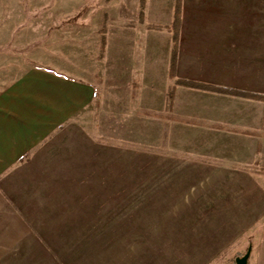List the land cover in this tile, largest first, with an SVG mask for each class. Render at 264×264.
<instances>
[{
  "label": "rangeland",
  "instance_id": "374dc122",
  "mask_svg": "<svg viewBox=\"0 0 264 264\" xmlns=\"http://www.w3.org/2000/svg\"><path fill=\"white\" fill-rule=\"evenodd\" d=\"M251 1L184 0L177 79L227 84V21H239L227 13L238 16ZM174 6L175 0H146L141 21V0H0V94L44 69L93 82L101 98L88 115L87 145L89 156L104 158L71 163L73 188L82 195L73 196L71 220L47 228L50 252L38 264H237L246 252H238L240 240H254L261 229L248 225L264 197L239 188L259 169L227 158V133L139 111L135 99L145 92L152 102L146 108L171 114L172 34L149 26L171 25ZM117 73L131 85L120 82V108L112 98ZM177 90L172 115L227 122L226 96ZM121 118L126 123L119 125ZM227 206L234 214L246 208V225L239 219L228 225Z\"/></svg>",
  "mask_w": 264,
  "mask_h": 264
},
{
  "label": "crops",
  "instance_id": "0c3cea01",
  "mask_svg": "<svg viewBox=\"0 0 264 264\" xmlns=\"http://www.w3.org/2000/svg\"><path fill=\"white\" fill-rule=\"evenodd\" d=\"M247 4L241 6L238 16L227 13V19L238 18L239 21H227V84L220 86L264 95V0ZM116 76L112 98L120 108V89L131 85L124 83L122 74ZM138 84L142 90L141 77ZM96 92L93 82L32 69L0 94V264H38L39 259L48 258L53 231L48 233L47 228L61 227L64 225L60 224L61 220H71L73 196L82 195L79 186L73 188L71 163L77 164L81 158H104L89 156L87 145L88 115L97 108L96 100L101 99L96 97ZM178 93L177 90L175 111L178 110ZM226 97L227 122L204 125L175 116L197 122L190 125L227 133V158H240L241 166L259 169L252 173L251 181L239 183L241 193L264 197V102L230 94ZM135 100L143 105L139 111L144 115L165 113L145 107L146 103H152L151 94L139 92ZM164 102L166 108L167 100ZM98 109L102 110L100 102ZM121 119L117 124L123 123ZM172 154L180 153L175 150ZM240 173L244 177L248 175ZM76 180L79 183L78 177ZM262 205L257 204L259 217L248 225L261 228L255 233V239L240 240L243 247H239L238 252H246L239 258L248 254L247 264H264ZM57 214L64 219H56ZM247 218L246 208L234 214L233 208L227 206L228 225L239 219L244 226ZM245 232L241 233L246 235ZM227 245V249H231L233 243L229 241Z\"/></svg>",
  "mask_w": 264,
  "mask_h": 264
},
{
  "label": "trees",
  "instance_id": "16d2710c",
  "mask_svg": "<svg viewBox=\"0 0 264 264\" xmlns=\"http://www.w3.org/2000/svg\"><path fill=\"white\" fill-rule=\"evenodd\" d=\"M146 0H141V12H140V20H144V9H145ZM184 0H175L174 6V19L171 25H152L149 26V29L160 31V32H168L172 34V51H171V61H170V68H169V78L170 80H176L175 85L170 89L168 93V110L171 114L167 115L164 113H148L147 116L159 118V119H166L172 121H179L182 123L187 124H196V121L187 120V119H180L175 115H172L175 106V99H176V92L178 87L188 88V89H195L201 90L208 93H216L219 95L227 96L236 95L245 97L248 99L258 100L264 102V95L259 94H251L247 92H241L236 90L227 89L225 86L214 85L212 83L207 82H200L191 79H177L178 75V67H179V54H180V43H181V34L184 26ZM103 38H102V50H105L106 47V29L102 30ZM136 87V86H135ZM98 92H96V97L98 98ZM136 96V93L134 94ZM216 129H222L219 126H214Z\"/></svg>",
  "mask_w": 264,
  "mask_h": 264
},
{
  "label": "water",
  "instance_id": "95a60500",
  "mask_svg": "<svg viewBox=\"0 0 264 264\" xmlns=\"http://www.w3.org/2000/svg\"><path fill=\"white\" fill-rule=\"evenodd\" d=\"M249 255L247 254L246 256H244L241 259L237 260V264H247V260H248Z\"/></svg>",
  "mask_w": 264,
  "mask_h": 264
}]
</instances>
